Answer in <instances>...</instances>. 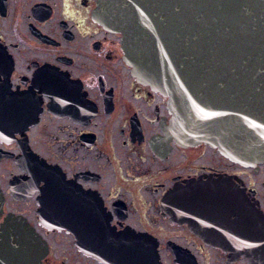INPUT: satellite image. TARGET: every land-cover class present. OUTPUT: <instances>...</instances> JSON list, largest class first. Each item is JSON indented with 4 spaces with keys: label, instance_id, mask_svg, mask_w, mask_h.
Segmentation results:
<instances>
[{
    "label": "flooded vegetation",
    "instance_id": "af4514ba",
    "mask_svg": "<svg viewBox=\"0 0 264 264\" xmlns=\"http://www.w3.org/2000/svg\"><path fill=\"white\" fill-rule=\"evenodd\" d=\"M98 1L0 0V227L27 222L42 264H264V165L184 145Z\"/></svg>",
    "mask_w": 264,
    "mask_h": 264
},
{
    "label": "water",
    "instance_id": "95a60500",
    "mask_svg": "<svg viewBox=\"0 0 264 264\" xmlns=\"http://www.w3.org/2000/svg\"><path fill=\"white\" fill-rule=\"evenodd\" d=\"M96 19L121 35L132 75L167 98L184 145L207 143L247 167L264 165V0H99ZM41 215L78 247L85 242L72 210ZM48 250L27 222L1 225V261L42 264Z\"/></svg>",
    "mask_w": 264,
    "mask_h": 264
}]
</instances>
